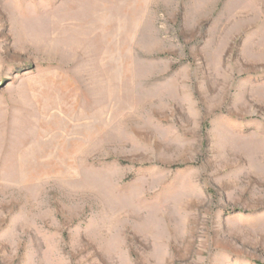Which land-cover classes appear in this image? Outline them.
<instances>
[{
  "label": "rangeland",
  "instance_id": "1",
  "mask_svg": "<svg viewBox=\"0 0 264 264\" xmlns=\"http://www.w3.org/2000/svg\"><path fill=\"white\" fill-rule=\"evenodd\" d=\"M0 264H264V0H0Z\"/></svg>",
  "mask_w": 264,
  "mask_h": 264
}]
</instances>
